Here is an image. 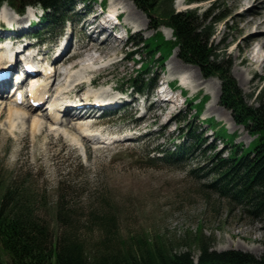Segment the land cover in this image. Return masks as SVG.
I'll use <instances>...</instances> for the list:
<instances>
[{"label": "rangeland", "instance_id": "obj_1", "mask_svg": "<svg viewBox=\"0 0 264 264\" xmlns=\"http://www.w3.org/2000/svg\"><path fill=\"white\" fill-rule=\"evenodd\" d=\"M87 1L88 6L80 1L68 5L66 15L70 21L61 29L42 34L46 41L36 40L41 45L38 56L43 58L41 64L50 65L63 45L69 43L71 58L59 67L65 75L58 76L59 79L53 85L56 91L53 100L58 102L65 97L74 99V94L63 93L80 83V80L86 84L83 82L82 87L75 86L73 91L80 93L78 97L88 95L92 91L89 80L99 77L97 88H104L96 91L104 92L102 98L114 100L111 109L116 110V113L99 120L88 119L89 123L95 120L101 126L90 127L86 120L75 119V122L88 125L91 132H87L88 126L84 132L72 130L68 119L51 128L48 125L51 124L48 120L50 117H42L45 127L34 136L28 127L29 120L27 127L23 126L24 129H18L19 122H16L17 128L10 130V101L1 96L0 102L6 101L3 107L7 109H0V196L10 179L19 184L27 182L34 195L43 198L45 217L52 216L58 200L63 199L67 205L65 212L72 218L76 238L88 248L106 237L101 232L104 226L99 224L106 220L113 223L110 227L114 234L109 236L118 244L143 234L151 239L160 236L174 252H190L196 260L200 251L193 239L201 229L211 242V247L218 252L236 250L261 257L264 254V217L249 216L244 205L220 190L221 173L218 158L214 155L227 156L231 145H224L220 138L213 140V124L208 122L209 119L214 118L215 123H218L216 128L224 126L229 134H235V144L247 148L254 140L244 126L234 121L232 111L220 104V79L203 77L198 67L184 63L179 50L175 49L163 64L164 67L155 61L149 68L150 73L140 76L147 79L159 75L158 86H164L166 79L176 83L173 100L163 101L153 90L147 94L132 95L135 101L123 108V101L129 97L121 95L120 91L132 94L130 90H125L127 81L140 75L142 62L150 61L141 42L153 36L155 30L152 26L155 22L137 8L132 0ZM101 1H106V8L110 12L114 13L117 9L123 12L122 31L127 29L128 34H133V40L126 44L101 41L95 32L86 27L88 19H93L99 10ZM178 1L174 2V8L178 11L197 7L202 18L214 7L212 17H224L215 24L211 43L227 53V59L232 63L231 74L243 90L247 103L257 107L264 105V70L260 67L261 60L255 63L257 60L254 57L258 51L264 55V48L258 46L254 51V38L249 37L256 28L254 22L264 20V0H210L192 4H187V0H181L182 4ZM30 9L32 11H25L23 23L34 20L37 31H43L39 20L43 14L41 8L35 6ZM0 13H3L1 25L4 23L7 29H11L13 22L12 29L16 30L17 23L14 20L17 21V15L13 9L5 4L0 8ZM22 27L20 25L18 30ZM158 30L166 39L174 40L171 30L164 25ZM261 32L264 36V25ZM9 35L18 36L19 40L31 38L30 35L10 33L9 30L0 32V38ZM134 42H139V46H134ZM95 43L113 47V52L110 51L105 57L103 55L96 65H88L92 67L90 69L79 66L71 70L70 66L78 61V57L88 60V55L94 58L100 56L99 52L89 53L91 45ZM9 46V42L0 41V47L5 49ZM37 50V47L30 46L28 56L35 55ZM84 61L79 62L84 64ZM183 70L189 75L187 84H183L180 77V71ZM215 80L219 81V87ZM181 82L185 87H182ZM113 87L120 91H115ZM182 88L186 91V98L196 99L194 104L200 102L203 96L209 97L201 115L197 116L195 110L185 103L186 98L180 93ZM39 113H31V116L38 118L34 115ZM58 126L60 129H57ZM189 129H196V134L201 136V133H207L202 141L197 142L191 136H183V132ZM126 137H129L128 141L108 143ZM180 143L191 147L180 161L151 162L147 158L148 154H154L150 152L156 148L172 151ZM214 144L216 148H210ZM217 181L219 183L214 185ZM48 220L53 221L51 217ZM51 228L55 230L56 237L55 222ZM62 231L65 229L60 227V233ZM0 253V264H6L7 255L2 250Z\"/></svg>", "mask_w": 264, "mask_h": 264}, {"label": "trees", "instance_id": "obj_2", "mask_svg": "<svg viewBox=\"0 0 264 264\" xmlns=\"http://www.w3.org/2000/svg\"><path fill=\"white\" fill-rule=\"evenodd\" d=\"M4 1L21 12L28 4H39L51 10L46 12L43 23L47 28H54L65 21L63 7L72 0H0V5ZM133 1L155 22L152 28L156 30L153 36L141 42L150 61L143 63L140 76L155 61L164 67L165 61L178 47L183 62L197 66L205 78L220 79V104L231 110L234 121L244 126L254 137L249 147L244 148L235 144V134H229L226 127L216 128L218 123H215L214 118L208 121L213 124L214 137L220 138L224 145H231L227 156L214 155L218 158L221 173L220 190L244 205L249 216L264 217V105L257 107L247 103L243 90L231 74L232 63L227 59V53L211 43L215 24L224 17H212L214 7L202 18L198 8L177 11L174 8L175 0ZM197 1L210 0H187L189 4ZM161 25L172 29L174 40L164 37L158 30ZM131 81L132 86L140 91L150 89L155 84L154 80L149 83L141 81L139 84L138 77H133ZM208 99L203 97L201 102L194 104L193 100L187 98V104L195 109L198 116ZM196 133L195 129H191L187 135L197 142L202 141L204 133L202 136ZM210 148L215 149L216 144ZM188 150V147L181 146L179 152L169 153L164 159L172 161ZM10 180L0 196V250L8 257L6 264H264V254L257 258L242 251L214 250L201 229L193 239L200 251L196 260L190 252H174L160 236L151 239L143 234L118 244L109 236L114 234L110 227L113 223L106 220L99 223L106 229L101 230L106 237L88 248L76 238L72 218L65 212L67 205L63 199L58 200L54 214L45 217L43 198L36 197L27 182L19 184ZM48 217L53 221L48 220ZM52 222L56 223V237L55 230L51 228ZM60 227L65 231L60 233Z\"/></svg>", "mask_w": 264, "mask_h": 264}, {"label": "bare ground", "instance_id": "obj_3", "mask_svg": "<svg viewBox=\"0 0 264 264\" xmlns=\"http://www.w3.org/2000/svg\"><path fill=\"white\" fill-rule=\"evenodd\" d=\"M178 3L179 4H182V1L180 0V1H178ZM114 9L113 10H116V8L115 7H113ZM2 10H4V9H2ZM5 11V10H4ZM3 11V12H4ZM112 13V12H111ZM26 14V13H25ZM24 14V15H25ZM32 14V13H31ZM3 16V13H0V18ZM17 22H18V20H17ZM89 23V22H88ZM254 24H255V30L253 31L254 33L252 34H250L249 35V37L252 39V38H254L253 40H254V42H255V47L253 48V50L255 51V49H256V47H260V49L261 48H264V36H262L261 34H263V32H261V28H263V25H264V20H256L255 22H254ZM22 30H24V29H27V28H25L24 26H25V24H22ZM18 30V29H17ZM21 30V29H20ZM20 30H18V31H20ZM12 31V30H11ZM171 32V31H170ZM258 35H260L259 37H258ZM11 37V36H10ZM9 36L7 37V39L8 38H10ZM249 38V39H250ZM12 39V42L13 43H16L17 42V38H11ZM117 39H116V37H115V41H116ZM252 40V41H253ZM253 43V42H252ZM115 47V46H114ZM113 48V47H112ZM112 48H109V47H107V46H104V45H98L97 43H95V44H92L91 45V47H90V50H89V53L91 54V52H99L100 53V56H98V58L97 57H93L92 55H88L89 56V58H88V60H91L92 61V63L93 64H96V63H98L99 61H101L102 60V57H103V55H104V57H105V55L106 56H108L109 55V53H110V51L112 50ZM114 50V49H113ZM79 51V50H78ZM111 52H113V51H111ZM117 51H115L114 53H116ZM71 53L70 52H68V51H62V52H59L58 53V55L56 56V59H55V61L53 62V69L52 70H50L49 71V73H50V75L49 76H46V77H48L47 79L49 80L50 78H52V77H54V81H56L57 79H59V77H62V76H64L65 74H64V72H62V71H60L59 69L61 68V66H64V64H65V62L66 61H68L70 58H69V55H70ZM75 54V53H74ZM108 54V55H107ZM76 56V55H75ZM255 58H256V60H257V62H255V63H258V61H260L261 60V69H263L264 70V55H260L259 54V51H258V53H256V55L254 56ZM12 58V56H11V52H9V50H7V49H3V47H0V64L4 61V60H6V59H11ZM69 58V59H68ZM85 58V57H84ZM82 60H85L86 61V59H82ZM84 63V62H83ZM79 66H83L84 67V69H90V68H92L91 66H88V64H82V62H78V63H75L72 67H71V70H74L75 68H77V67H79ZM60 67V68H59ZM52 67H50V69H51ZM49 69V68H48ZM52 72V73H51ZM180 77H181V80H182V82H183V84H187V83H189L188 81H189V75H188V73L187 72H185L184 70L183 71H180ZM235 76H236V78L238 79V77H237V75L236 74H234ZM59 76V77H58ZM239 76V75H238ZM76 81V80H75ZM81 81V80H80ZM216 81V80H215ZM217 82V85L219 84V81H216ZM46 90H48V91H50V92H52V90H51V87L49 86V81L48 82H45V83H43V85H42ZM77 87H82L83 86V82L81 81L80 83H78L77 85H76ZM218 87H219V85H218ZM69 91H71V90H69ZM172 98H174V95L170 98V99H172ZM86 100H88V98H85ZM10 102H9V104H8V110L10 111L9 113H10V115H9V122H10V126H11V129L10 130H12L13 131V129L15 128V126H16V122H19V126H18V129H22L23 128V126H25L26 125V123H27V121L29 120H31L32 119V121L29 123V121H28V124H30V125H28V127H30V130L32 131V134L35 136L36 134H39L43 129H44V127H45V122H43L42 121V117H44V118H49V116H47V114L45 115V116H42V117H39L38 116V118L37 117H33V115L31 116V113H33V111H34V109L33 108H31V107H27V106H18V105H15V103H14V101L12 100V99H8ZM7 100V101H8ZM6 102V101H5ZM4 102V100L2 101V102H0V109L1 108H5V109H7L6 107H3V104L5 103ZM58 103H60V104H62V103H65L66 105H68L69 106V102L67 101V100H61V101H58ZM113 104L112 103H109L108 105H106V106H112ZM7 106V105H6ZM27 108V109H26ZM4 109V110H5ZM92 109V108H91ZM27 110L28 111H30V112H28V113H26L27 112ZM7 112V111H6ZM94 111H92L91 112V114L93 113ZM30 113V114H29ZM61 113V112H60ZM59 113V115H56V113H54L53 112V118L51 119V117L48 119L49 121H51V124H49L48 123V125H49V127H51V128H55V127H57V124L58 123H56V120H58L59 121V124H63L65 121V119H68V122L70 123V125L69 126H71V128H72V130H77L78 129V131L79 130H81L82 132H84V131H86V130H88V128H87V126L88 125H83L82 123H84V122H75V119L76 120H80L81 118H82V116H80V114H73V115H71V113L69 112V113H67V115L66 116H64V118H60V115H62V114H60ZM2 116V115H1ZM7 116V115H6ZM58 116H59V118H58ZM42 118V119H41ZM51 119V120H50ZM44 120V119H43ZM45 121H47L46 119H45ZM64 121V122H63ZM88 123V122H87ZM46 124H47V122H46ZM90 124V123H89ZM27 125L25 126V127H27ZM89 127V126H88ZM17 128V127H16ZM15 128V129H16ZM14 129V130H15ZM24 129V128H23ZM57 129H60V127L58 126V128ZM26 130V129H25ZM29 130V132H31ZM23 131V130H22ZM92 131H94V130H92ZM20 132H21V130H20ZM93 134V133H92ZM101 142H102V140H101Z\"/></svg>", "mask_w": 264, "mask_h": 264}]
</instances>
